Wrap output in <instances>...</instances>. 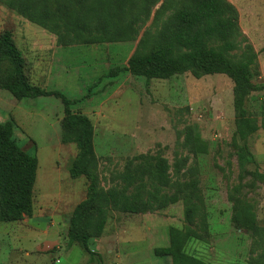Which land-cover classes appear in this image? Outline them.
Wrapping results in <instances>:
<instances>
[{"label": "rangeland", "instance_id": "374dc122", "mask_svg": "<svg viewBox=\"0 0 264 264\" xmlns=\"http://www.w3.org/2000/svg\"><path fill=\"white\" fill-rule=\"evenodd\" d=\"M181 1L31 0L35 10L55 14L47 18L53 33L20 15L17 3L0 0V34L13 33L28 72L36 60L52 70L44 80L29 77L30 82L79 100L72 113L89 118L99 187L123 188L124 176L131 173V189L158 188L149 165L166 160L169 185L163 191L186 195L152 213L110 209L103 235L90 241L95 253L90 255L68 240L69 220L87 198L90 178L70 177L78 148L62 141L63 101L54 96L27 100L15 112L0 107V123L13 119L19 126L17 144L39 162L32 217L0 223V264H172L170 257L155 255L156 248L169 246L171 227L194 230L197 238L188 241L185 252L207 264L263 263L264 89L245 100L246 115L259 130L242 141L234 82L226 75L196 78L187 72L148 81L123 72L107 77L127 65L142 39L163 29ZM226 1L237 11L240 31L230 58L239 62L252 50L255 83L264 85V0ZM122 30L132 40L109 42ZM97 39L106 42L89 43ZM27 40L43 46L30 53ZM57 40L72 46L58 48ZM153 44L152 39L146 51ZM0 95L16 100L7 91Z\"/></svg>", "mask_w": 264, "mask_h": 264}, {"label": "trees", "instance_id": "16d2710c", "mask_svg": "<svg viewBox=\"0 0 264 264\" xmlns=\"http://www.w3.org/2000/svg\"><path fill=\"white\" fill-rule=\"evenodd\" d=\"M9 1L10 5L17 3L19 14L30 22L55 32L47 22V18L55 17L51 9L35 10L31 0ZM99 3L104 4L105 1ZM180 3L163 29L153 38L142 39L127 65L110 70L107 77H117L123 72L146 78L148 81L167 80L187 72H191L196 78L226 75L234 82L235 109L238 112L237 134L240 140L245 141L259 130L257 124L246 115L245 100L252 91L264 89V85L255 83L257 54L252 50L239 62L230 58V53L238 48L234 40L240 35L237 11L226 0H182ZM125 32L126 30H122L120 35L111 36L109 42L132 40ZM152 39L154 44L146 51L145 47ZM103 42L106 41L97 39L89 43ZM57 43L63 47L72 46L62 44L59 40ZM4 65L5 70L2 69ZM0 90L8 91L17 100L54 96L64 103L62 141L75 143L78 148V155L69 170L70 177L90 178L87 198L76 206L69 220L70 244L79 243L87 253L95 255L90 249V241L103 235L110 209L127 214H146L165 209L186 197L181 191L172 195L163 191L162 186L169 185V166L166 160L149 165L151 181L160 184L158 188L143 192L139 187L131 189L135 179L128 173L124 176L126 185L123 188L101 189L96 174L97 158L92 144V124L89 118L71 111V106L79 100H71L62 92L47 91L30 82L24 53L11 31L0 34ZM16 128L17 124L13 119L0 124V223L22 221L33 215V190L39 162L36 156L24 151L17 144L14 138ZM178 185L183 187L184 184ZM188 211L187 206V219L190 220L191 214ZM194 238L197 236L190 227L185 230L171 227L169 246L156 248L155 255L170 257L172 264H207L185 252L188 241Z\"/></svg>", "mask_w": 264, "mask_h": 264}, {"label": "crops", "instance_id": "0c3cea01", "mask_svg": "<svg viewBox=\"0 0 264 264\" xmlns=\"http://www.w3.org/2000/svg\"><path fill=\"white\" fill-rule=\"evenodd\" d=\"M32 26H29V28L27 29V30H31L32 28H31ZM16 41V40H15ZM57 42V41H56ZM24 46H25V48H26V50L28 51V52H30V53H32V52H38V50H36V48H37V46H43V44H34V42H33V40H27L26 41V43L24 44ZM21 50H22V48L20 47V46H18ZM63 46H58V48H62ZM70 47V46H69ZM31 48H33L34 50H31ZM23 51V50H22ZM40 52V51H39ZM23 53H24V56H25V59H26V66H27V64H28V62H27V57H26V54H25V52L23 51ZM26 73H27V75H28V77H31V78H34V79H36V80H44L45 78H47L48 76H49V74H51L52 73V70H50V68H48L47 66H45V65H43L42 64V62L40 61H35V63H33V65H32V69H31V71L30 72H28V70H27V67H26ZM37 84V86H39V87H41V88H43L44 89V86H42V84L41 85H39L38 84V82L36 83ZM0 91H5V90H0ZM8 92V91H7ZM12 96V95H11ZM13 97V96H12ZM14 98V97H13ZM41 98V97H40ZM15 99V98H14ZM38 99V98H37ZM0 100H3V101H0V107H3V108H5L6 110H8L9 112H15L16 111V109L17 110H20V109H22L23 108V103H24V101H27L28 99H23V100H11V98L10 97H8V96H4V97H2L1 95H0ZM14 105L16 106V108L14 107ZM15 110V111H14ZM5 118H7L6 117V115H5ZM11 118H13V117H11ZM0 120H2L1 119V117H0ZM7 122V121H6ZM5 123V122H4ZM0 124H3V123H0ZM17 124V123H16ZM17 127L19 128V126H18V124H17Z\"/></svg>", "mask_w": 264, "mask_h": 264}]
</instances>
